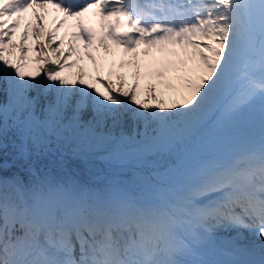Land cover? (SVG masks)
Listing matches in <instances>:
<instances>
[{
	"label": "snow or ice",
	"instance_id": "6c2138e0",
	"mask_svg": "<svg viewBox=\"0 0 264 264\" xmlns=\"http://www.w3.org/2000/svg\"><path fill=\"white\" fill-rule=\"evenodd\" d=\"M0 264H264V0H0Z\"/></svg>",
	"mask_w": 264,
	"mask_h": 264
},
{
	"label": "rangeland",
	"instance_id": "374dc122",
	"mask_svg": "<svg viewBox=\"0 0 264 264\" xmlns=\"http://www.w3.org/2000/svg\"><path fill=\"white\" fill-rule=\"evenodd\" d=\"M49 10L51 11L50 15L53 17V19H54V17L60 15L54 9L49 8ZM96 17H98V16L96 15ZM98 19H99V17H98ZM51 27H52V25L49 24L48 28H51ZM70 29L65 26L64 28H61L59 30V32L57 33V37H56L57 40H59L61 37H64V44L62 45V47L66 48L68 46V38L65 36V32L75 30L74 28H70ZM22 30H23V28L21 25L20 28L17 30L15 39L19 38L20 32ZM36 31L39 33V29H36ZM26 44L31 46L34 44V41H32L31 39H28L26 41ZM108 44H109L110 51L107 53L103 51V47L101 45H99L98 43L96 44V47L94 45V47L96 48V51L93 53V55L96 56V58H97V61L95 64H93V62L90 60H87V61L85 60L86 57H84V55H83V45H80L81 51L77 54H74L71 57V59L77 61V64L75 66L69 68V70L72 71V76H74V74L77 73L78 71L83 70L85 73V79L86 80L91 79L92 77H94V75L96 76L97 74H99L102 78L107 80L108 79L107 72L109 71V69H111L112 72L114 73L112 79L115 80L116 75H120V76L124 77V75H126L128 73L129 67L133 68V74H134V71H135L134 66H127L126 65L124 68L119 67V62L121 60L133 59L132 54L125 55V54H123L122 50L116 49L115 46L112 45L110 41L108 42ZM53 46H55V45H53ZM137 52L139 53V56L141 57V64L143 65L146 62L145 54L140 50L139 47L137 48ZM36 59H37V54L35 51L28 53V62H29L30 68L34 64V61ZM141 71L143 72V71H145V69L142 67ZM132 80H128V82L130 83ZM140 82H143V81H140ZM164 98L166 100L168 99L167 96H165ZM99 161L102 163L103 166H105V168L107 170L109 169L108 166L103 161H101V160H99Z\"/></svg>",
	"mask_w": 264,
	"mask_h": 264
},
{
	"label": "trees",
	"instance_id": "16d2710c",
	"mask_svg": "<svg viewBox=\"0 0 264 264\" xmlns=\"http://www.w3.org/2000/svg\"><path fill=\"white\" fill-rule=\"evenodd\" d=\"M131 71L129 75L125 76L126 79L131 78L132 76ZM62 75H66L71 78L72 71L69 70V68H65L63 70ZM67 167L70 170L69 174L74 175L76 178L81 179V180H88L90 183H95L96 180H99L100 182H102L103 177L107 175L108 172L111 171L110 169L107 170L105 166H103L99 162V160H93L90 165L86 166L78 160L69 159ZM93 178H96V179H93Z\"/></svg>",
	"mask_w": 264,
	"mask_h": 264
},
{
	"label": "bare ground",
	"instance_id": "6f19581e",
	"mask_svg": "<svg viewBox=\"0 0 264 264\" xmlns=\"http://www.w3.org/2000/svg\"><path fill=\"white\" fill-rule=\"evenodd\" d=\"M92 10H93L92 12L95 11L94 9H92ZM30 20H31V12L29 11L28 13H25V14H24V19H23L22 22H21L22 28H23L24 23H27V22H29ZM52 21H53V18H52V16L50 15V12H47V13H46V18H45V20H44V24H45V26L48 27L49 24H50ZM84 22H85V24H88V23H96V24L99 25V21H98V19H97V18L94 19L93 16L91 15V13H86V14H85ZM71 24H72V22H69V25H71ZM67 27H68V26H67ZM68 28L70 29L71 27H68Z\"/></svg>",
	"mask_w": 264,
	"mask_h": 264
}]
</instances>
